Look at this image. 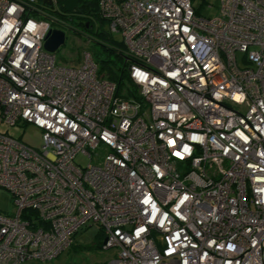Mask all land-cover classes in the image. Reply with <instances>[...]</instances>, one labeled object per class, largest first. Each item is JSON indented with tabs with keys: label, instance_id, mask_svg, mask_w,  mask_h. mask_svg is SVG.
<instances>
[{
	"label": "built area",
	"instance_id": "2783aa9c",
	"mask_svg": "<svg viewBox=\"0 0 264 264\" xmlns=\"http://www.w3.org/2000/svg\"><path fill=\"white\" fill-rule=\"evenodd\" d=\"M98 7L122 37L121 94L89 51L44 49L42 0H0V122L42 132L38 149L0 132V264L51 260L87 224L107 264H264V0L214 18L191 0Z\"/></svg>",
	"mask_w": 264,
	"mask_h": 264
},
{
	"label": "rangeland",
	"instance_id": "374dc122",
	"mask_svg": "<svg viewBox=\"0 0 264 264\" xmlns=\"http://www.w3.org/2000/svg\"><path fill=\"white\" fill-rule=\"evenodd\" d=\"M192 6L197 13L205 18H214L219 14L220 0H191ZM54 16L55 22L53 27L60 28L65 32V42L55 52L56 62L59 64L75 65L80 62L83 51H89L94 60L99 58H107L105 55L102 41L99 43L95 39L94 31L84 30L79 22L81 18L69 15H61L58 12L50 11ZM75 28L76 31H74ZM93 28L103 30L109 33L111 39L115 42H122L120 33H111L109 31L108 21H95ZM94 29V30H95ZM78 31V32H77ZM80 32V33H79ZM105 43V42H104ZM241 63V53H236ZM0 132L8 134L20 141L38 149L42 144L41 129L31 123L24 125H8L0 122ZM77 162L85 165L88 160L85 157L78 156ZM0 212L12 214L14 212L13 199L10 194L0 187ZM102 231L96 224H87L78 229L72 236L71 244L66 247L55 258L47 261H26L22 264H107L115 255L116 250L113 248L103 249L99 247L102 242Z\"/></svg>",
	"mask_w": 264,
	"mask_h": 264
},
{
	"label": "trees",
	"instance_id": "16d2710c",
	"mask_svg": "<svg viewBox=\"0 0 264 264\" xmlns=\"http://www.w3.org/2000/svg\"><path fill=\"white\" fill-rule=\"evenodd\" d=\"M78 8L80 10V14L77 15V17L82 19V21L79 22V25L84 30L94 31L92 34L95 35V39L98 42L102 41L101 44L104 48L105 55H107V58L97 57L95 59L98 65V74L115 82L118 86L117 92H120L121 94L123 88H125L129 83L127 73L128 62L125 61L126 57L123 43L113 41L108 32L93 28V22L104 20L99 14L98 0H80ZM70 28L76 31L75 28H72L71 26ZM133 92L134 90L129 89L125 96L128 97L129 95H132ZM101 244L102 242H100L99 247L102 248Z\"/></svg>",
	"mask_w": 264,
	"mask_h": 264
},
{
	"label": "water",
	"instance_id": "95a60500",
	"mask_svg": "<svg viewBox=\"0 0 264 264\" xmlns=\"http://www.w3.org/2000/svg\"><path fill=\"white\" fill-rule=\"evenodd\" d=\"M54 2L62 13L80 14L79 0H42V3L49 7H53ZM64 42L65 32L60 28H51L45 37L43 47L49 52H55Z\"/></svg>",
	"mask_w": 264,
	"mask_h": 264
},
{
	"label": "flooded vegetation",
	"instance_id": "af4514ba",
	"mask_svg": "<svg viewBox=\"0 0 264 264\" xmlns=\"http://www.w3.org/2000/svg\"><path fill=\"white\" fill-rule=\"evenodd\" d=\"M47 9L51 10V11H54V12H58L60 13L61 15H69V16H75V15H79V14H69V13H62L59 8H58V5L56 3L53 4V7H49L47 6Z\"/></svg>",
	"mask_w": 264,
	"mask_h": 264
}]
</instances>
